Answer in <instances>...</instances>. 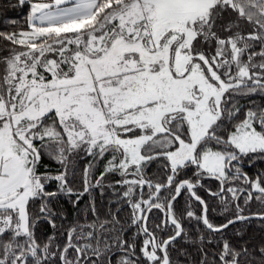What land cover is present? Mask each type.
I'll return each instance as SVG.
<instances>
[{
    "label": "snow or ice",
    "instance_id": "obj_1",
    "mask_svg": "<svg viewBox=\"0 0 264 264\" xmlns=\"http://www.w3.org/2000/svg\"><path fill=\"white\" fill-rule=\"evenodd\" d=\"M0 264H264V0H0Z\"/></svg>",
    "mask_w": 264,
    "mask_h": 264
}]
</instances>
